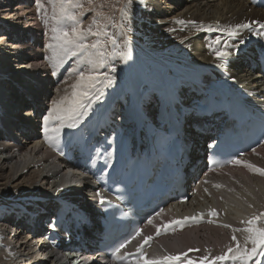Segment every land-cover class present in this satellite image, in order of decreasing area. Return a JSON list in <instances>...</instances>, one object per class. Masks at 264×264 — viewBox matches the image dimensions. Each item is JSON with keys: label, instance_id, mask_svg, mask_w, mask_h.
<instances>
[{"label": "bare ground", "instance_id": "1", "mask_svg": "<svg viewBox=\"0 0 264 264\" xmlns=\"http://www.w3.org/2000/svg\"><path fill=\"white\" fill-rule=\"evenodd\" d=\"M29 2L30 0H0V18L5 19V22L0 21V31L3 32V34L0 32V53L10 56L9 58L0 55V264H86L95 256L90 251L70 253L66 256L62 253L61 257L59 252L56 255L51 254L47 252V246L39 240L43 236L28 234L25 228L22 229L23 218L13 224L7 221H12L15 217H24L25 213L26 215L39 213L42 211L41 206L49 210L55 200H62L67 195L70 197L73 195V199L81 204H92V199L86 197V191H91L92 181L97 182L95 175L85 172L86 170L82 172L72 161L66 162L62 148L68 146L73 137L89 135L95 128V121L106 118V110L108 112L112 107V100L114 98L122 100L126 96V90L143 89V92L152 93L148 94L145 103L153 110L154 106L160 103L152 102L151 99L156 90L159 89L157 93H160L161 87L166 91L170 88L168 84L159 85L162 82L161 78L153 71L151 64L157 70L166 68L168 73L191 81L192 84L185 83L187 86L195 87L193 81L202 83V88L197 89L205 91V96L200 97L199 103L204 104L206 113H218L217 109L220 107L219 102L224 99V92L232 93L245 104L249 103L254 109H261L264 112L262 85L264 79H259L260 72L256 73L257 77L253 74L257 72L254 68L261 65L260 62L264 59V28L260 27V24H264V0H187V3L177 0H143V2L139 0L140 10L143 12H141L140 25L137 26L138 30L144 37L161 39V43L164 41V44L160 48L147 47L143 44L142 38H138L141 36L132 37L124 31V35L127 34V49L131 52V59L124 60L121 74H118L113 84L103 91L104 94L99 100L91 102L87 114L76 120L75 127L61 128L59 120L50 119L48 133L51 137L46 142L38 140V133L46 134L44 117L48 115L54 100L71 95V85L76 81L78 73L94 69L96 75L103 78L104 73L111 74L114 71L111 67L107 68L106 64L94 68L87 62V53L71 56L57 50L54 55V50L48 47L49 44L55 43L52 39V31L47 30L43 39L33 41L35 24ZM87 20L83 27L91 24L94 29L96 25H100L91 15ZM257 21L259 23H255ZM68 23L63 22V25L68 27L70 25ZM242 24H247L249 27H238ZM229 29H235V34L229 35ZM88 32L89 28L86 29V35ZM90 38L91 36H86L84 41L89 43ZM217 40L219 44L214 43ZM42 41L44 51H41L40 47ZM93 42L95 41L91 43ZM34 43L35 46L32 45ZM221 49L229 52L230 55L225 59L224 67H217L220 61L216 58L215 52ZM95 51L92 49L93 58ZM137 56H142L143 65L146 66L140 68L136 60ZM67 58H69V67L66 68ZM9 65L12 68L7 72L6 67ZM23 68H29V73H23L25 71ZM46 68L50 72L46 71ZM102 69L104 73L101 72ZM19 71L23 74L20 75ZM13 75H16L15 78ZM62 80L67 84L66 87L61 85ZM116 81L124 83V92L120 87L122 93L116 92ZM172 94L171 91L167 94L170 99L173 98ZM244 95L251 96L253 100L249 102ZM138 98L140 93L132 100L143 104L144 101H138ZM173 101L175 104L182 100ZM21 107L30 108L31 114L26 120H20L22 115L19 116L18 112ZM40 112L42 115L39 114ZM110 113L113 114L112 119L116 120L118 115L113 113V110ZM38 114L42 121L36 122ZM129 118L127 129L121 134L125 141L111 137L102 142L91 141V147L89 146L87 151L86 147H79L78 152H74L71 156L74 157L82 152V155L87 156L88 164H85V168L103 172L104 181L108 170H114L113 165L124 158L125 152L127 153L131 148L130 144L133 141L131 132L136 133L143 128L131 119V115ZM37 125L43 126L41 132H38ZM198 126H200L199 122L187 120L186 131L182 138L185 156L183 167L185 170L192 168L194 172H198L202 166L199 164L200 151L203 150V143L208 138L200 133L199 129L197 130ZM57 128L60 129L58 135L53 131ZM102 129L99 132H102ZM32 137H36V140H32ZM240 161L264 169V143ZM263 192L264 176L248 169L243 163H233L228 172H215L198 185L196 197H203L201 202L212 200L211 209L227 208L226 206L229 205L236 214V216L233 214L235 219L231 220L229 216L226 218L221 211L215 214L214 220L211 217L198 215L197 217L204 218L201 225L184 226L178 229L182 231L181 233L175 231L163 233L157 239V243L149 240L150 245L144 251L147 254L145 260H156L157 264H241L240 260L214 261L213 258L227 252L228 247L234 248L237 243L241 247L251 249V243L245 242L248 234L243 231L234 233L232 229H244L248 227L249 219L264 213V200L260 201L263 199ZM34 196L37 197L36 200L33 199ZM255 200H258V205ZM18 204L23 206L25 212L19 214L18 209L13 208ZM166 210L168 208L150 224L151 235L157 224L163 231L164 227L178 216ZM185 212L189 213V211ZM2 217H5V220ZM41 217L43 216L38 215V218ZM255 226L264 228V218L258 219ZM3 232L5 237L2 236ZM233 235L236 237L235 241L232 240ZM135 240L133 239L126 246ZM182 253L187 255H181ZM177 255L180 259L176 261L163 259ZM204 257L208 259L204 260ZM259 257H253L248 264H253V261L255 263ZM145 260L139 264H144ZM96 262L97 260L88 264H96Z\"/></svg>", "mask_w": 264, "mask_h": 264}, {"label": "snow or ice", "instance_id": "2", "mask_svg": "<svg viewBox=\"0 0 264 264\" xmlns=\"http://www.w3.org/2000/svg\"><path fill=\"white\" fill-rule=\"evenodd\" d=\"M48 2L53 6L51 19L55 22L52 27L53 32V41L54 44H49L48 47L54 50V55L57 50L62 52L64 55L77 56L78 53H87V62L90 65L95 67H102L104 64V53L101 51L102 43L99 39L91 44L84 43L85 33L80 29V21L77 16L71 11L73 8H79L81 5L77 2V0H48ZM93 0H89V4H91ZM129 3L132 0H128ZM143 2V0H141ZM37 11L39 12L43 9L44 5L40 2V0H36ZM123 12V9H121ZM65 20L72 21V25L69 29H65L63 27V22ZM47 22V21H46ZM178 23H183V21H177ZM255 23H259L258 21ZM240 28H247L249 25L242 24L239 25ZM261 28H264V24H260ZM209 31L211 28L208 29ZM89 33L93 36L105 35L108 38V42L112 45H116V40L113 36L100 32H92L89 29ZM235 29H229V35H234ZM127 34L125 33V50L124 51H116L115 55H118L121 60H129L131 59V52L127 49ZM214 43L219 44V40ZM243 43V40H241ZM118 47V46H117ZM89 49L96 50L95 58H93V54L89 52ZM216 58L220 61V64L217 67H224L225 59L230 55L229 52L224 51L223 49L217 50L215 52ZM112 71H115L113 68ZM55 75V72H53ZM114 79L110 76H103L100 78L96 75L94 69H90L88 72L80 71L77 75L76 81L71 85L72 92L71 95H65L61 97L59 100H54L52 102V107L48 111V115L44 117V125H45V133L46 140L50 139L47 135L49 132V121L52 118H55L60 121V127H68L73 128L76 126V120L83 115L87 114V109L91 107V102L93 100H99L100 96L103 94V88H97V84H102L104 87H109L113 84ZM95 90V91H93ZM59 128L54 129L53 131L58 135ZM233 163H243L245 167L250 170H253L260 175L264 176V169L256 168L252 164H249L245 161L236 160ZM213 215L215 213H212ZM264 218V213H261L259 217L253 216L251 219L247 221L248 227L244 229H235L232 231L235 233L237 231H243L248 235L245 237V242H250L252 247L251 249L246 247H241L239 243L236 246L228 247L227 252L222 255L215 256L214 261H224L227 259L231 260H240L241 264H248V261L252 260L253 257L262 256L264 257V228H258L255 226L256 221L258 219ZM195 219V218H193ZM151 223V221H149ZM176 223H180L177 221ZM224 227H229L228 225H224ZM139 234V230H137V235ZM145 243L151 239V237H145ZM232 240L235 241V235L232 236ZM128 241H124L117 248L116 252H119L121 248L127 244ZM138 251L140 249H137ZM191 251V249H189ZM181 255L186 256L187 253H182ZM163 259L167 261H176L180 259V256H168ZM207 260V257L203 258ZM144 264H157L156 260H145ZM257 264H260L257 261Z\"/></svg>", "mask_w": 264, "mask_h": 264}, {"label": "rangeland", "instance_id": "3", "mask_svg": "<svg viewBox=\"0 0 264 264\" xmlns=\"http://www.w3.org/2000/svg\"><path fill=\"white\" fill-rule=\"evenodd\" d=\"M138 1L139 0H132V2L129 3L128 0H93V2L91 4H89V0H77V2L81 5V7L71 9V11L77 16V18L80 17L79 18V21H80V25L79 26H80V29L82 28L81 31L85 33V37L86 36L87 37L91 36V38L89 40V43H88V41H84V43L91 44L92 41H96L97 39H99L101 41V43H102L101 51H103V53H104V65L106 64L107 68L111 67L112 69L113 68L115 69V71L113 73H111V74H109V73L105 74L104 73L105 72L104 69H102L101 72L104 73V76L105 75L110 76V77L113 76L114 80H116V78L118 77V74L120 75L121 71L124 69V67H123L124 66V60H120L121 58L118 55L114 54V52H116V51H124L125 50V43H124L125 42V35H124V31H126L128 33V35L129 36L131 35L132 37L141 36V37H138V38H140V39L142 38L143 44H145V46H147V47L153 46V47H156V48H160L162 46V44H164V41H163V43H161V39H154L152 37L151 38L150 37L146 38V36L144 37L141 34L142 32L138 30L137 26L140 25L139 24V22H141L140 18L142 17L141 16V12H143V11L140 10L141 7L139 6ZM177 1H184V2L187 3V0H177ZM40 2L44 5V7L39 12L37 11L36 0H30V2H29L30 3L29 7H30V9L32 11V20H33V22L35 24V26H34L35 35L33 36L34 37L33 41H36V39H39V40L43 39L45 37V35H46V31L47 30H48V32L52 31V27H53V25L55 23L51 19L53 6L48 2V0H40ZM121 9H123V12L121 11ZM118 14H120V15H118ZM90 15L95 17L97 23L99 22L98 24H100L99 26L96 25V27H94V29H92V25L91 24H86V26L83 27V25L85 24V21L89 20V19L87 20V18H89ZM0 21H4L5 22V19L3 20V18H0ZM66 21L69 22L68 24H70V25L69 26L67 25L68 27L63 25V27H65V29H69L71 27V25H72V21L65 20L64 22H66ZM87 28H89L92 32H100V33H105L106 32L108 35L113 36L115 38L116 42H117L116 45H112L111 43H109L108 42V38L105 35L93 36L89 32L86 35V29ZM131 28H132V30H131ZM27 37H28V35H27ZM31 41H32V39H31ZM153 42H155V43H153ZM2 44H3V41H2ZM32 45L35 46V43L32 44ZM41 46H40L41 47V51H44V42L43 41L41 43ZM89 52L92 53V49H89ZM0 55H1V57H3V56L7 57L8 56L6 53H4V54L0 53ZM8 57L10 58V56H8ZM24 59L28 60L27 58H24ZM25 60H23V62H25ZM136 60L138 61V64L140 65V68H142L145 65V64L143 65V62H142L143 61L142 56H139V57L137 56ZM120 61H121V63H120ZM67 63H68V65H67ZM65 65H66V68L69 67V58L66 59ZM151 65H152L153 71L161 78L162 82L159 83L160 86L162 84H164V85L168 84V85L172 86V85H175L176 83L186 82V79L179 78L178 76H176L173 73H168V69H166V68L165 69H163V68L159 69L158 68L159 70H157L156 67L153 64H151ZM117 66H118V68H117ZM120 67H121V70H120ZM11 68L12 67L10 65L7 66L6 67V71L7 72L10 71ZM23 69L25 70L23 73H29V71H28L29 68H23ZM118 70H120V71H118ZM148 70H150V69H148ZM46 71L50 72V70H48V69ZM162 71H164V73ZM19 72H20L19 73L20 75L23 74L22 71H19ZM256 73H258V72H253L254 77H257ZM14 76H16V75H13V77ZM162 77H165L166 79L165 78L163 79ZM255 79H258V78H255ZM61 82H62L61 85H64V87L67 86V84L64 83L63 80ZM13 86L15 87V84H13ZM115 86H116V92L117 93H122V91L124 92V90H123L124 83L122 84V82L118 83L116 81V85ZM119 87H120V89L122 91L119 89ZM97 88H103V91H104L108 87H104L102 84H100V85L97 86ZM103 94H104V92H103ZM27 106H29V105H27ZM154 107L156 108V107H158V105H155ZM29 110H30V108H28V107H21L19 109V112H18L19 116L22 115L20 120H26V119H28L27 117H30L31 113H29ZM45 136H46V134H43V135L41 134V136L39 137L38 140L40 142H43V141L46 142L47 140L49 141L50 139L46 140ZM48 136L51 137L49 133H48ZM31 139L32 140H36V137H32ZM42 187L45 188V186H42ZM257 187L258 186L256 185L255 188H257ZM262 198L263 199H260L261 202H263V200H264V192H263V197ZM202 199H203V197H201V198L200 197L199 198L196 197L195 199L192 200V202L190 201L191 203H189V205L186 206V208H185L186 210H184V211H189L190 213H196L200 209L205 210L208 206H210L212 204V200L209 199L207 202H203L204 201L203 200L201 202ZM254 199H255V197H254ZM29 200H31V199H29ZM255 202L257 203L258 200H255ZM261 202H260V204H261ZM252 203L254 204V202H252ZM258 204L259 203H257L256 205H258ZM226 207L227 208H222L224 216L226 218H227V216H229V219L234 220L235 219L234 215H233V214H235L234 210L232 209V207H229V205H227ZM196 208H197V210H195ZM229 213H232V214H230L231 216L229 215ZM235 216H236V214H235ZM232 217H233V219H232Z\"/></svg>", "mask_w": 264, "mask_h": 264}]
</instances>
